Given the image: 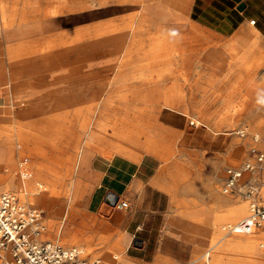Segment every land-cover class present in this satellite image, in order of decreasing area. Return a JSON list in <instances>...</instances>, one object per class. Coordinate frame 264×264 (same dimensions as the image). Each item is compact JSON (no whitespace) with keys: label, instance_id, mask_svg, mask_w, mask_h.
Returning a JSON list of instances; mask_svg holds the SVG:
<instances>
[{"label":"rangeland","instance_id":"obj_1","mask_svg":"<svg viewBox=\"0 0 264 264\" xmlns=\"http://www.w3.org/2000/svg\"><path fill=\"white\" fill-rule=\"evenodd\" d=\"M169 1H178L185 8L186 0H0V71L18 72L20 92L32 95L34 112H37L29 115V111L23 110L21 116L20 110L12 103L7 123L0 124V136L4 139L0 153L4 154L7 147H11L17 163L14 171L0 169V189L13 193L21 201L12 176L20 167L34 173L35 185L41 183L43 187L40 189L45 195H40L36 203L26 204L44 210L41 221L45 228L40 233V240L82 248L85 257L89 260L97 258L99 264L104 263V254L124 248L119 242L121 235L115 238L112 233L107 234L101 223L91 221L90 225L86 224V227L78 230L76 224L79 218L84 217V214L93 215L86 209L82 210L83 194L74 197L72 202L77 206L76 213L61 231L68 208V198L63 190L70 189L69 168L76 166L78 147L84 139L83 132L75 135V128L72 130L74 134L64 130L68 120L63 117V112L73 111L81 96L82 105L94 103L96 106L97 103L103 110L106 140L109 139V121L116 114L124 113L118 105L119 95L134 96L133 102L153 88L163 91V97L173 107L180 106L184 115L163 109L168 105L163 101L157 105L151 96L141 103L136 102L146 106L157 105L158 108L153 111V122L159 117L161 121H169L175 127L176 136L162 131L157 133L156 130H152L153 135H150L157 142L160 157L171 160L170 174L175 177L174 183L180 193V200L174 209L180 215L184 210L208 209L216 216L226 207L239 203L246 204L248 208L246 185L244 189L237 186L233 192L224 191L227 169L252 161L256 151L264 148L262 60H252L256 65L244 72H236L240 68L239 64L229 61L224 64L226 72H208L209 79H206V72H189L184 67L181 77L175 72L165 80L116 88V76H144L149 73L147 71L160 70L167 64L162 56L157 55L161 45L153 39L157 34L153 26L155 23L150 22H162L165 27L175 28L180 32L181 41L187 38L190 30L194 41L190 67L194 70L200 69L199 61L207 49L213 52L210 60L215 63L218 45L208 43L212 36L202 29L196 31L195 27L188 26L181 17L184 9H172ZM45 10H48V14H45ZM175 17L177 25L173 24ZM143 18L144 27L147 28L139 32L137 38L141 40L144 51L132 57L129 68L119 67L121 72H118L117 66L128 48L132 29ZM248 33L251 42L264 54V44L253 32L248 30ZM14 82L15 76L10 89ZM172 86L176 88L175 92L174 89L170 90ZM191 87L196 89L190 90ZM215 89L219 92H213ZM99 100L103 104L100 105ZM170 112L172 116H169ZM20 118L21 123L18 122ZM191 120L194 124H190ZM41 164H45L50 171L41 168ZM258 176L264 182V174L259 173ZM244 178L249 180L250 173H245ZM78 190L76 179L75 194ZM118 208L103 204L99 210L93 206L92 211H98L97 214L105 220L114 216ZM247 214L233 218L228 216L221 221L223 226L220 230L225 240L232 237L237 243L248 240L246 235L235 236L224 229ZM181 217L183 219L178 223L168 220L166 229L179 226L186 242L178 246L167 236L161 239L162 242L159 240L167 251L163 254L170 259L175 258L170 263L221 264L216 262V257L222 262L229 260L230 252L209 245L213 234L207 238L200 233V229L198 232L191 231L187 219L183 215ZM88 231H94V237L88 236ZM221 243L217 242V245ZM130 246V250L141 248L142 241L135 239ZM257 247L264 259V247ZM244 248L242 246L235 252L241 256V261L231 264H264L251 259L250 253ZM164 255L160 257L165 258ZM154 262L155 259L152 263L141 264Z\"/></svg>","mask_w":264,"mask_h":264},{"label":"crops","instance_id":"obj_2","mask_svg":"<svg viewBox=\"0 0 264 264\" xmlns=\"http://www.w3.org/2000/svg\"><path fill=\"white\" fill-rule=\"evenodd\" d=\"M240 3L244 4L241 10L238 9ZM184 6L181 17L185 23L195 27L196 31L202 29L210 34L212 39L208 43L218 45V52L215 54L214 63L210 60L213 52L207 49L202 60L199 61L200 69L196 71L190 67L193 53L189 55L187 64L181 65L184 53L178 51L173 54V71L177 69V72H181L182 68L187 67L189 72H206V79L207 77L209 79L208 72H226L223 69L224 64L229 61L239 64L240 68L236 72H244L245 69L256 65L252 63L254 59L264 61V54H261L256 44L251 42L248 33V30L253 32L264 44V0H186ZM4 8L6 10V5ZM12 73L0 71V124H6V119L11 116ZM14 73L18 83L19 74ZM214 85L215 82L213 87ZM191 88L190 90L196 89ZM173 89L175 92L176 88L172 86L170 90ZM216 91L219 92L217 89L213 90L215 93ZM14 107L20 110L21 116L23 110L29 111V115L37 113L34 112L36 111L34 102L21 103ZM167 108L163 109L182 113L180 106ZM172 112L168 115L172 116ZM153 124V130L159 128L160 132L177 135L173 123L169 121H161L157 117ZM190 124H194L192 120ZM156 131L159 133L158 130ZM151 140L154 141L155 151H141V148L136 146L139 153L137 159L117 151L115 146L109 144L102 146L100 142L93 143L87 148L78 164L79 190L75 198L83 194L82 210L86 209L88 213H93V215L84 214V217L79 218L76 224L78 230L86 227V224L90 225L91 221L101 223L107 234L112 233L115 238L121 235L119 242L125 250L124 255L138 264L152 263L157 254L167 252L159 243V240L162 242L163 237L173 239L178 246L186 242L179 226V228L166 229L168 220L172 219L178 223L182 219L174 209L180 200V193L174 183L175 177L170 174L171 160L166 161V157L161 158L157 142ZM108 192L114 193L120 200H126L129 204L127 210L122 212L121 208H118L114 216L104 220L97 214L98 211H92V208L96 206V210H99L103 204L109 206L105 202ZM88 232V236L94 237V231ZM135 239L141 240L142 246L130 250L131 242Z\"/></svg>","mask_w":264,"mask_h":264},{"label":"bare ground","instance_id":"obj_3","mask_svg":"<svg viewBox=\"0 0 264 264\" xmlns=\"http://www.w3.org/2000/svg\"><path fill=\"white\" fill-rule=\"evenodd\" d=\"M169 2H170L169 6L174 10L176 9V10L182 11L184 9L181 6V3L178 1H169ZM45 14H48V10H45ZM176 20H177L176 17L173 18L174 25L178 24ZM144 21H145L144 18L140 19L138 24L134 26V28L132 29L130 41L128 43V48L126 52L124 53L122 60L119 62L117 66L118 72H121V69H119V67L129 68V66H131L132 64V57L135 54H138L144 51L143 48L141 47L142 46L141 40L137 38V34L147 28V27L146 28L144 27L145 26ZM150 23L152 24L155 23L153 24V26L155 29V33L157 35L154 36L153 39L159 42V44L161 45V48H160L161 51H159L157 55L162 56L164 60H166L167 64L160 70L147 71L149 73L145 74L144 76L139 75V76H134V77H129V76L121 77L120 75V78L119 76H116V83H117L116 88L117 89L124 88V87H130L134 83L138 85H145L150 82L157 81V80H165L168 77L173 76V73L177 72V69H175V71L172 70L173 54L177 53L178 51H181L182 53H184L182 57L181 65H183L184 63L187 64V59L189 55L192 53V48L194 45L193 37L191 35L190 30L187 35V38H185L184 41H181L182 38H181L180 32L177 31L175 28L173 29L171 26L165 27L164 24H162V22H150ZM159 44H158V47L160 46ZM154 72L155 74H153ZM182 73L183 72H177L176 74L178 77L179 76L181 77ZM14 76L15 74L12 73V79ZM11 90H12L11 92L14 91L13 93H11V100H12L13 106L17 104H21V103L33 102L32 95L30 96V95H27L25 92H20L21 88L19 84L17 83V81L12 83ZM51 95H54V94L52 93ZM148 96H151L153 100L155 99V102L157 103V105L159 104L160 101H163L165 104L172 107L171 102L163 97L164 92L160 90H155L153 88L149 90L148 93L141 95V99L134 100L133 102L132 100L134 99V96H129L127 94L119 95L117 97L119 100L118 105L121 106L124 113L116 114L114 116V119L110 120L109 123L107 124V127L110 130L109 139L107 140L105 139L106 138L105 132L107 131L106 125L105 123H103V121L105 120L103 118L104 112L100 106H97V103H96V106L94 103L89 106L88 105L84 106L82 105L83 97L81 96V100L75 104V109L73 111H71L70 113L63 112V117L67 118L68 120L67 121L68 124L66 125L64 130L66 132H71L72 130H74L73 128H75V135L76 133L80 134V132H83L84 139L81 142V146L78 147L77 158L75 161L76 166L74 167L75 169L73 167L69 168L68 175H69V180L71 184L70 189L63 190V193H65L68 198V208L63 218L64 222H63L61 231L63 230V227L65 228L68 225V222L72 219V216L76 213V210H77L76 208L77 206L75 207L72 201L74 200V197H75L76 179L78 175V164L83 159L84 154L89 145H92L93 143H98V142L107 143L109 145L115 146L117 151L129 156L132 159H137L139 156V153L137 149L135 148L136 146L140 147L141 151H148V152L155 151L156 148L153 143L154 141L151 140L150 131L153 130L154 128L153 120L155 118L153 115V111L154 110L156 111L158 106L157 105L146 106V105H141V104L136 103L137 101H139V103L143 102V100L145 101V98ZM98 103H100V105L103 104L100 100ZM47 106L48 105H46V107ZM20 120L21 119H19L18 122ZM55 124L58 125V123H55ZM155 130L160 131L159 128H155ZM72 134H74L73 131H72ZM3 144H4V139L0 136V149L2 148ZM7 148L8 149L4 152V154L0 153V169L2 170L8 169V170L14 171L17 165L16 160L14 159V152L11 147H7ZM41 165H42L41 168L43 169L48 168L47 166H45V164H41ZM19 169L20 170L17 173L13 174L12 178L15 183L14 185L17 188L18 197L22 201L20 202L25 203V204L26 202L36 203L37 201L40 200V195H45L42 192V189H40V187L42 188L43 185L41 183H38L39 184L38 186L35 185V182H34L35 174L34 173H29L23 170V167H20ZM48 169L50 171V168ZM52 171L51 173H53L54 175V172ZM259 173L264 174V172L262 171H255L253 174L250 175V178L252 180L258 179L260 181V184L256 187V190L254 191L252 196L245 197V199H248L247 200L248 208L246 207V204L244 203L233 204L232 206H228L222 211H220V213L216 216H213V214L210 213L208 209L207 210L206 209H203V210L195 209V210L181 211L182 212L181 214L183 215V217H185L184 219H187V223L190 226L188 228L191 231L194 230L198 232L199 231L198 229H200L201 231L200 233L205 235L207 238H211V234H213L212 238L210 239L211 242L209 243L211 248L226 249L228 252H230V255L228 258L229 260L227 262H222L218 257H216L217 263L231 264L233 261L240 262L241 256L236 255L235 252L239 251V249L242 248V246H244L245 247L244 249L250 253L251 259H254L255 261L260 262V263H264V259L261 258L259 249L257 247V245H259L260 248L264 247V224H262L261 226H259L253 232L249 234L237 233L233 231L235 236L236 235H242V236L246 235L248 240L242 243H237V241H234L233 237L225 240L220 230L223 226L221 224V221L224 218L228 216L233 218V217H240L242 215H246L247 211H249V204L250 202H252V200L256 199L257 201L258 200L264 201V182H262L259 179V176H258ZM244 176L245 174L242 175L240 178H238V187L241 189H244L243 187L246 185V178H244ZM237 192H240V191L237 190ZM66 219H67V222H65ZM237 222L238 221H236L235 224ZM231 226L232 225L225 226L224 229H226L229 232H232L229 230ZM60 235H61V232H60ZM40 238L41 236L39 235L37 239L40 240ZM217 242H222V243L220 245H217ZM124 251H125L124 249L118 248L116 252L114 253L104 254L102 256L104 263L102 264H135L131 262L124 255ZM161 255H164V254L159 253L156 255L155 262L153 264H172L170 263V261L174 262L173 259H170V257H166L165 255H164L165 258H161L160 257Z\"/></svg>","mask_w":264,"mask_h":264},{"label":"built area","instance_id":"obj_4","mask_svg":"<svg viewBox=\"0 0 264 264\" xmlns=\"http://www.w3.org/2000/svg\"><path fill=\"white\" fill-rule=\"evenodd\" d=\"M253 23V20L251 21ZM264 172V148L259 149L252 161L240 167L227 169L224 183L225 192H233L238 186V178L245 173ZM245 196L253 195L260 184L258 179L247 180ZM108 204V203H107ZM128 208L126 200L117 199L115 205ZM44 210L33 205L21 203L11 192L0 189V264H98L99 260L84 257L82 249L66 247L57 241H41L37 237L45 226L41 219ZM264 224V201L252 200L249 213L229 230L249 234Z\"/></svg>","mask_w":264,"mask_h":264},{"label":"water","instance_id":"obj_5","mask_svg":"<svg viewBox=\"0 0 264 264\" xmlns=\"http://www.w3.org/2000/svg\"><path fill=\"white\" fill-rule=\"evenodd\" d=\"M243 7H244V4L243 3H240L238 5V9L239 10L243 9ZM117 199H118L117 195H115L112 192H108L106 194V197H105V202L108 203V204H110V205H115L116 202H117Z\"/></svg>","mask_w":264,"mask_h":264}]
</instances>
